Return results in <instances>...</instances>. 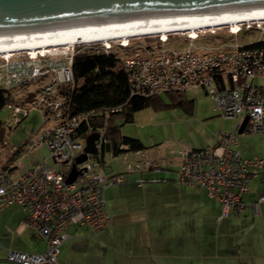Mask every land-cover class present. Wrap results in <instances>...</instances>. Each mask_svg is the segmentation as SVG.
<instances>
[{"label":"built area","instance_id":"built-area-1","mask_svg":"<svg viewBox=\"0 0 264 264\" xmlns=\"http://www.w3.org/2000/svg\"><path fill=\"white\" fill-rule=\"evenodd\" d=\"M262 24L257 27L264 30ZM241 28L232 30L238 32ZM200 32L195 36L188 34L190 44L186 48H167L164 44L168 37L161 36L158 44H135L134 52L121 58L132 94L181 91L189 95L204 91L214 98L219 115L236 119L234 129L219 132L212 143L181 150L177 171L178 183L203 188L210 198L221 203L222 214L228 215L246 208L243 196L249 191L250 180L264 167V158L258 155L243 157L236 147L245 116L249 117L245 131H264V84L254 80L264 72V45L235 44L228 49L197 51L192 41ZM257 40L264 42V37ZM130 43L131 40L121 41L120 48ZM73 47H60L51 52L26 51L19 59H13V54L3 56L1 89L13 93L43 77V83L25 105L16 100L5 105L10 114L5 121L2 118L4 125L11 128L21 120V113L26 116L32 108H39L48 125L33 144L46 143L50 151L48 157L54 162L50 165L46 160L40 161L20 174H14L13 164L9 163L0 170V207L20 204L25 210L20 228L34 227L46 242V248L37 252L9 248L6 263L61 264L58 255L60 246L69 237L68 228L83 225L95 234L108 230L112 226V214L106 190L129 179L126 172L111 173L106 169L102 151L108 140L103 136V128H94L91 124V119L108 110L73 112L68 94L75 86L76 51ZM114 49L112 42L104 44V51ZM118 109L120 107L111 110ZM94 131L100 133L96 140L98 153H88V158L77 164L81 173L73 182H67L72 164L84 151L86 137ZM158 165L155 161L149 162L150 167ZM143 182L141 179L140 183ZM263 200L264 194L253 202L257 214Z\"/></svg>","mask_w":264,"mask_h":264},{"label":"rangeland","instance_id":"rangeland-1","mask_svg":"<svg viewBox=\"0 0 264 264\" xmlns=\"http://www.w3.org/2000/svg\"><path fill=\"white\" fill-rule=\"evenodd\" d=\"M247 23L251 24V26H246ZM259 23H263L262 25L264 26V20L259 22H246L238 32H234L232 28L240 27L242 23L234 27L231 25H222L204 28L196 31L194 34L189 31L170 32L167 33L169 34L168 41L164 46L173 49L186 48L190 44V37L188 34L195 35L199 31H202L199 33V36L192 41L193 48L197 49V51H213L215 48L216 50L228 49L235 44H246L260 37H264V30L257 27ZM161 36L162 34H151L112 40L113 49L115 48L114 50H117L120 56L131 55L134 52L133 48L139 45V43H142V45H156L159 43ZM128 39L131 40L129 46L121 49V41H126ZM104 44L106 43L102 41L81 43L75 45L73 48L77 53L80 51L97 50L96 47L104 48ZM34 51L37 50H33V52ZM23 52L26 51L11 52L14 53L11 57L13 59L22 58ZM2 55L7 54L0 55V66L5 63ZM42 78L43 77L40 79L37 78L33 80V82L14 90L12 95L16 98L15 100L22 105L30 101L31 96H29V93L37 90V87L43 83ZM49 78H51V76ZM254 80L259 84H264V72L258 74ZM161 96L165 101L170 100L167 94L162 93ZM188 96L195 100L193 114H189L179 107H166L155 110L151 106H145L141 110L135 112V119L133 121H124L120 119L118 123L121 124L123 130H130L133 134H140L139 138L146 145L149 144L148 142H152V144L160 143L162 149L168 151L164 156L169 159L175 158L177 156V151L179 152L185 148L203 147L211 143L213 137L219 132H230L234 129L236 119L234 117L219 115L216 109V102L212 95L205 94L202 91L200 93H189ZM9 114L10 111L6 107H4L0 113L4 121ZM20 119L21 120L11 128L5 125L3 136L0 138V169L5 163L12 162L17 166V171L24 172L47 158V163L53 165V160L48 157L50 151L46 143L38 144L37 147H30L48 125V123L44 122L42 111L34 107L26 116L21 113ZM236 147L241 151L243 157L258 155L264 158V131H243L239 133ZM17 149H20V151L16 154L15 151H17ZM173 150L176 152H172ZM104 156L105 161L107 163L112 161L110 165L115 167L118 164L122 165L125 155L123 153H120L119 157L113 155L110 141H105ZM90 158L93 159V155H90ZM137 159H141L138 163L142 165L144 157L138 156ZM127 160L131 159L128 158ZM126 175H128V173ZM123 183H126V181ZM118 184L122 183H116L115 185ZM205 226L204 231L199 233L200 239H194V230H189V228L182 223H171L170 225L167 224L166 227L164 225L159 227L158 232H163L166 235L165 241L163 242L167 245L166 252H168V255L165 256L160 253L159 256H156L157 261L155 264H240L237 254V252H239V247L234 245V239L236 238L225 237V235L229 236V234L223 230L216 229V225ZM146 229L152 232L155 231V229L152 230L150 226L146 227ZM82 231L83 227L80 232ZM95 235L97 234L92 231V234L89 235L87 239L96 237ZM216 235L221 236V244L217 250ZM95 239L96 242L101 245L100 242H98L99 239ZM95 239H91L89 250L95 249V246L92 244H95ZM135 243H138V240H136ZM115 244L117 245L116 247H114ZM7 246H9L8 242L1 239L0 263L6 261ZM101 246L103 248H97L96 252H100L104 260L98 261L95 256H91V264H115L113 260L114 257H116L117 251L124 250L123 244H118L117 241H113V243H109V245ZM4 247H6V249H4ZM156 248L157 247H155V249ZM235 252L237 255L234 258L232 254H235ZM158 253L159 252L156 250L155 254ZM80 255V253L75 255V264H85V262L89 260L87 254L85 256ZM241 260L245 262L241 264H254L246 262L243 258ZM63 264H68V262L65 261Z\"/></svg>","mask_w":264,"mask_h":264},{"label":"crops","instance_id":"crops-1","mask_svg":"<svg viewBox=\"0 0 264 264\" xmlns=\"http://www.w3.org/2000/svg\"><path fill=\"white\" fill-rule=\"evenodd\" d=\"M200 92L202 91L198 93ZM191 99L193 100L191 111L179 107L189 114H193L195 109V100ZM121 131L126 135L138 138L140 136V134L131 133L130 130L121 128ZM148 143V145L144 143V149L121 152L125 155L122 165L112 167L110 165L112 161L107 163L104 156L106 169L109 172H126L129 177L126 183L111 185L106 190V201L112 214V226L90 239H87L92 234L89 227L70 226L69 237L60 246L59 262L63 264L67 261L68 264H75L77 253L82 256L88 255L89 260L85 264H91V256H95L98 261L104 260L101 257L102 254L96 252L97 248H103L101 245H109L117 241L118 244H123L124 250L117 251L113 260L115 264H155L156 256L160 253L168 255L167 245L163 242L166 235L158 232V228L163 225L166 227L171 223H182L189 230H194V239L199 238V233L204 231L205 225H216V229L229 234L225 237L236 238L234 245L239 247L237 254L240 264L245 263L241 260L242 258L246 262L264 264V200L259 203V214L255 212L253 206V202L264 194V167L250 180L249 191L243 196L246 208L237 213L223 215L221 203L210 198L203 188L195 189L177 182L180 151H177L175 158L169 159L164 156L168 151L163 150L160 143ZM35 146L38 145H30L31 148ZM119 154L115 156L119 157ZM138 156L144 157L142 165L138 163L141 160L137 159ZM127 157L131 160H127ZM151 161L158 163V167H150ZM11 164H13L11 167L14 174L22 173L17 171L14 163L9 162L8 165ZM5 165L6 163L1 169ZM152 178L159 180L152 181ZM141 179H144L142 184ZM24 217L25 210L20 204L0 207V240L8 242L7 252L9 248L28 252L43 251L46 248V242L42 235L32 226L20 228ZM81 226L82 232H80ZM148 226L155 231L146 229ZM95 238L99 239L98 242L101 245ZM91 239H95V244L92 243L95 246L94 250H89ZM220 239L221 236L216 235V250L221 244ZM136 240L138 243H135ZM116 246L115 244L114 247ZM156 250L158 254H155ZM237 254L235 252L232 257L235 258Z\"/></svg>","mask_w":264,"mask_h":264},{"label":"water","instance_id":"water-1","mask_svg":"<svg viewBox=\"0 0 264 264\" xmlns=\"http://www.w3.org/2000/svg\"><path fill=\"white\" fill-rule=\"evenodd\" d=\"M264 7V0H0V45L147 27ZM248 116L239 133L245 131ZM98 131L86 137L66 178L97 154ZM0 264H10L1 262Z\"/></svg>","mask_w":264,"mask_h":264},{"label":"trees","instance_id":"trees-1","mask_svg":"<svg viewBox=\"0 0 264 264\" xmlns=\"http://www.w3.org/2000/svg\"><path fill=\"white\" fill-rule=\"evenodd\" d=\"M244 47L264 45L263 40H255ZM91 51H80L74 56L73 70L75 86L68 91L71 98V107L74 113H83L90 110H108L91 119L94 128H103V136L110 141L112 152L117 155L126 150H141L145 148L143 141L134 136L126 135L121 131V124L117 120L132 121L135 112L145 106L154 109L166 107H182L188 111L193 108V100L181 91H168L170 98L165 101L161 94L140 95L132 94L128 74L124 69L121 56L115 51H104L98 48ZM31 99L34 91L29 93ZM15 101L11 92L0 88V113L5 105ZM120 107L118 110H111ZM85 128V127H84ZM87 129V128H86ZM5 130L4 121L0 115V138ZM127 145V148L122 147ZM20 149H17V154ZM104 158V148L102 151Z\"/></svg>","mask_w":264,"mask_h":264},{"label":"bare ground","instance_id":"bare-ground-1","mask_svg":"<svg viewBox=\"0 0 264 264\" xmlns=\"http://www.w3.org/2000/svg\"><path fill=\"white\" fill-rule=\"evenodd\" d=\"M263 20H264V7H261V8H254L248 10L235 11L220 15H214L209 17L197 18V19H190V20H184V21H178V22H172L166 24L147 26V27L52 38V39L21 42V43L2 44L0 45V55L7 54L2 56H9L19 51H30V50H32L31 52H33V50H37V51L43 50L44 52H51L53 50L59 49L60 47H72L81 43H91L97 41L110 43L112 42V40L127 39L130 37L140 36V35L162 34L164 38L165 37L167 38L169 36V34L167 33L175 32V31H189L192 34H194L196 31L204 28L216 27L222 25H231L232 27H234L242 23L240 25L241 27L246 22H254V21L259 22ZM128 41H130V39L123 42H128Z\"/></svg>","mask_w":264,"mask_h":264}]
</instances>
